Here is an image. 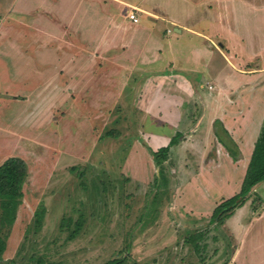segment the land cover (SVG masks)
I'll use <instances>...</instances> for the list:
<instances>
[{"label": "rangeland", "instance_id": "rangeland-1", "mask_svg": "<svg viewBox=\"0 0 264 264\" xmlns=\"http://www.w3.org/2000/svg\"><path fill=\"white\" fill-rule=\"evenodd\" d=\"M189 1L171 0L170 11L185 17L181 11ZM2 4L0 23L12 27L5 35L0 30V164L19 156L29 169L2 264H34L39 257L44 264H101L114 257H125L124 264H264V181L229 216L212 220L215 207L240 191L248 164L228 132L221 139L233 161L206 155L215 140L203 147L193 137L181 138L177 143L182 144L170 147L160 173L151 154L159 147L150 145L145 134L163 126L132 107L130 96L116 94L117 83L109 78L92 73L95 80L75 90L62 70L58 81L52 80V70L62 61H55L56 54L66 42L38 33L25 38L32 22L20 12L5 14ZM120 4H111V11L133 12L139 21L138 3ZM213 14L209 27L244 45L237 46L245 49L243 56L262 54L264 0H229ZM184 19L200 28L206 22L202 12ZM222 34L217 43L228 45ZM44 38L51 44L47 51L40 45ZM107 52L109 57L116 53ZM96 56L99 63L100 52ZM230 85L233 79L227 89ZM252 125L256 141L260 127ZM221 126L217 119V134ZM196 230L204 237L194 246L186 236Z\"/></svg>", "mask_w": 264, "mask_h": 264}, {"label": "crops", "instance_id": "crops-1", "mask_svg": "<svg viewBox=\"0 0 264 264\" xmlns=\"http://www.w3.org/2000/svg\"><path fill=\"white\" fill-rule=\"evenodd\" d=\"M170 1L154 0L147 4L139 0H0V3L5 14L20 12L32 22L26 26L24 37L26 33L30 36L38 33L61 44L66 42L61 55L56 54L55 61H62L52 70V80L57 82L62 70L75 90L77 84L88 86L86 83L95 80L92 73L109 78L117 83L116 94L130 96L132 107L142 108L141 111L153 119V125L163 126V129L155 126L145 134L150 145L160 148L177 135L185 141L193 137L203 147L215 140L213 152L210 147L206 155H224L228 161H233L221 139L228 132L241 146L248 162L250 148L255 143V136L250 135L252 123L261 128L264 122V50L260 56L253 53L250 57L243 56L245 49L238 48L239 41L209 27L214 25L211 22L214 11L221 13L222 4L229 0H190L186 10L181 11L186 13L185 17L170 11ZM117 3H138L141 6L139 21L111 11L110 7ZM2 12L0 10V18ZM193 12H202V18H206V22L198 24L201 28L184 19L192 17ZM217 19L223 20L220 16ZM8 27L12 26L0 23L3 35ZM219 34L228 45L217 43ZM239 39L244 43L245 37ZM42 41L45 42L40 45L47 51L51 46L49 39ZM68 45L73 47L67 49ZM112 49L116 53L109 57L107 51ZM97 52L102 58L99 63ZM237 52L242 57H237ZM77 76L82 78L78 81ZM221 79L222 85L218 87L217 81ZM231 79L233 85L229 90L226 84ZM252 115L257 117L252 118ZM217 119L223 124L218 134L214 129ZM249 137L252 140L247 145ZM180 143L182 141L177 144ZM245 145L248 154L244 151ZM152 160L155 162L153 156ZM230 221L228 218V223Z\"/></svg>", "mask_w": 264, "mask_h": 264}, {"label": "trees", "instance_id": "trees-1", "mask_svg": "<svg viewBox=\"0 0 264 264\" xmlns=\"http://www.w3.org/2000/svg\"><path fill=\"white\" fill-rule=\"evenodd\" d=\"M178 135L174 136L170 143L160 147L158 150L152 151L155 157L160 173L164 159L167 157L172 144L176 143ZM164 169V168H163ZM29 175L28 165L25 160L19 156H11L0 164V264L4 261V252L8 244V236L12 225L17 218V212L24 196V183ZM264 181V122L261 125L259 135L254 143L250 159L246 166L245 174L241 183L240 191L226 200L219 203L213 212L212 220L221 222L224 218L231 214V211L239 203L244 202L248 194L254 188ZM240 196L244 199L239 202ZM40 206L35 210L34 215L39 221ZM43 211V210H42ZM203 230L195 231L186 236V241L191 242L195 246V239H202ZM74 232L71 236H74ZM196 248V247H195ZM196 250H199L197 247ZM125 257H114L108 259L101 264H124ZM34 264H44L43 257L37 258Z\"/></svg>", "mask_w": 264, "mask_h": 264}, {"label": "built area", "instance_id": "built-area-1", "mask_svg": "<svg viewBox=\"0 0 264 264\" xmlns=\"http://www.w3.org/2000/svg\"><path fill=\"white\" fill-rule=\"evenodd\" d=\"M130 18L132 19V20H134V21H138V18H137V16H135V14L132 12V13H130Z\"/></svg>", "mask_w": 264, "mask_h": 264}]
</instances>
